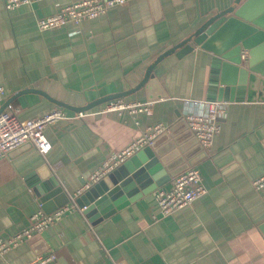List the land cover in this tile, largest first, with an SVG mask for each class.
Segmentation results:
<instances>
[{"label": "crops", "instance_id": "crops-1", "mask_svg": "<svg viewBox=\"0 0 264 264\" xmlns=\"http://www.w3.org/2000/svg\"><path fill=\"white\" fill-rule=\"evenodd\" d=\"M77 1L35 0L7 9L0 0V109L9 100L5 108L18 107L22 119L57 108L74 116L55 101L83 106L137 87L158 55L234 0H130L78 23L38 27V19ZM214 57L197 44L182 56L171 53L155 65L153 78L120 98L147 103L146 110L105 111L102 103L82 117L47 124L45 153L25 143L1 156V238L26 228L43 205L50 212L71 209L0 253V264H29L49 253L56 257L46 264H264V187L253 186L264 175V76L257 73L253 88L247 82L239 95L222 99L227 111L204 148L185 115L219 100L208 98L225 87ZM156 123L166 126L158 151L172 155L169 164L176 160L173 173L198 167L206 192L163 215L155 190L168 187L173 176L90 220L75 202L96 182L90 176Z\"/></svg>", "mask_w": 264, "mask_h": 264}, {"label": "water", "instance_id": "water-1", "mask_svg": "<svg viewBox=\"0 0 264 264\" xmlns=\"http://www.w3.org/2000/svg\"><path fill=\"white\" fill-rule=\"evenodd\" d=\"M194 44L214 53L213 67L220 70V81L225 84L219 89L218 96H214V91L209 92V99H232L235 92L240 94L247 82L249 88H253V84L259 81L256 74L264 76V0H234L226 9L206 19L188 37L158 55L147 67L143 81L137 87L99 97L83 106L55 102L75 112H84L99 104L122 98L153 78V69L163 58L171 53L182 56ZM244 50L247 58H242ZM8 103L9 100L0 112ZM163 137L165 134L154 138L141 151L114 167L75 199L86 217L90 220L107 217L178 173L172 171V164L176 160L168 163L172 155L162 157L158 151ZM43 208L46 212L51 211L44 205Z\"/></svg>", "mask_w": 264, "mask_h": 264}, {"label": "built area", "instance_id": "built-area-1", "mask_svg": "<svg viewBox=\"0 0 264 264\" xmlns=\"http://www.w3.org/2000/svg\"><path fill=\"white\" fill-rule=\"evenodd\" d=\"M35 0H5V7L12 9L21 4ZM130 0H79L74 3L62 5L52 15L38 19L37 24L40 29H50L68 22H80L83 19L94 18L98 15L105 14L111 7L127 3ZM0 95H4V90L0 88ZM205 109L201 112L187 113L185 120L187 125L198 141V143L208 148L212 144L213 137L218 132L219 118L225 115L227 103L224 100L204 101ZM147 103H128L122 100L114 99L105 104V111H114L129 109L131 112H137L147 109ZM83 111L77 112L74 116H68L62 108L51 110L39 117L25 118L19 117V108L13 107L3 109L0 112V157L9 151L30 143L41 153L49 147V141L44 134V127L60 119L82 117ZM166 130L162 123H156L147 127L144 133L132 141L125 149L115 153L103 166L90 176V181H97L106 172L125 161L142 147L150 144L154 138ZM255 189L264 187V175L253 180ZM206 187L202 180L201 170L196 166H191L179 174L175 175L168 187H158L155 190V197L160 211L163 215H168L173 211L189 205L196 198L206 192ZM71 206H63L52 212H45L42 209L36 211L30 216V224L17 231L8 238L0 237V253H4L19 243L30 239L44 228L53 224L60 219ZM54 253L39 256L29 264H46L55 259ZM253 264V263H247Z\"/></svg>", "mask_w": 264, "mask_h": 264}]
</instances>
